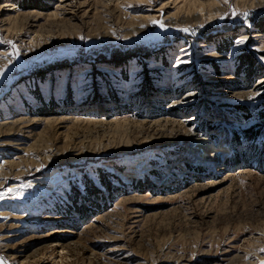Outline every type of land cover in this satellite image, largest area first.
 <instances>
[{
	"label": "rangeland",
	"instance_id": "obj_1",
	"mask_svg": "<svg viewBox=\"0 0 264 264\" xmlns=\"http://www.w3.org/2000/svg\"><path fill=\"white\" fill-rule=\"evenodd\" d=\"M2 163L4 264H264V0H0Z\"/></svg>",
	"mask_w": 264,
	"mask_h": 264
},
{
	"label": "bare ground",
	"instance_id": "obj_2",
	"mask_svg": "<svg viewBox=\"0 0 264 264\" xmlns=\"http://www.w3.org/2000/svg\"><path fill=\"white\" fill-rule=\"evenodd\" d=\"M212 143V142H211ZM194 145H196V146H202V145H204V147L205 148H210V146L208 145V143H207V140L206 139H200V140H197L196 141V143L194 144ZM214 148V150L213 149H209V152L211 151V152H213V154H211V155H208L207 154V156H209V157H211L210 159L211 160H213V158H216V157H218V152L220 151V149H215V147H213ZM223 150V149H222ZM206 150L205 149H203L201 152H200V155L202 154V152L204 153V154H206V152H205ZM199 154V153H198ZM198 156V158L200 157H203V156ZM206 157V156H205ZM142 162V164H143V160H141L140 161V163ZM141 165V164H140ZM3 166H4V163H2L1 165H0V171H2L3 170ZM61 178V176H60V174H59V172H57V171H52L51 173H49V176H48V180L47 181H44L43 183H49V184H53V183H55V182H58L59 181V179ZM43 181V180H42ZM39 183H41V182H39ZM38 183V184H39ZM12 189V188H11ZM47 192V191H46ZM45 192V193H46ZM39 195V194H38ZM40 195H42V193L40 194ZM0 264H4L3 263V261L0 259Z\"/></svg>",
	"mask_w": 264,
	"mask_h": 264
},
{
	"label": "trees",
	"instance_id": "obj_3",
	"mask_svg": "<svg viewBox=\"0 0 264 264\" xmlns=\"http://www.w3.org/2000/svg\"><path fill=\"white\" fill-rule=\"evenodd\" d=\"M249 70V69H248ZM246 133H247V131H245ZM260 130L259 131H255L254 133H256V134H260Z\"/></svg>",
	"mask_w": 264,
	"mask_h": 264
},
{
	"label": "snow or ice",
	"instance_id": "obj_4",
	"mask_svg": "<svg viewBox=\"0 0 264 264\" xmlns=\"http://www.w3.org/2000/svg\"><path fill=\"white\" fill-rule=\"evenodd\" d=\"M226 2H227V0H226ZM245 15H247V13H245ZM237 43H242V41H238Z\"/></svg>",
	"mask_w": 264,
	"mask_h": 264
}]
</instances>
